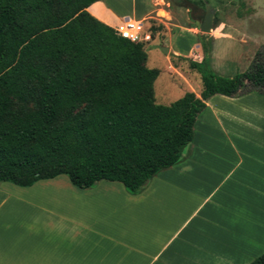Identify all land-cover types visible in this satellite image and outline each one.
<instances>
[{
	"label": "trees",
	"instance_id": "trees-1",
	"mask_svg": "<svg viewBox=\"0 0 264 264\" xmlns=\"http://www.w3.org/2000/svg\"><path fill=\"white\" fill-rule=\"evenodd\" d=\"M96 0H0V181L29 186L68 176L79 188L101 179L139 193L180 161L206 100L264 95V45L248 67H212V37L199 35V95L157 103V68L146 43L118 36L87 11ZM248 264H264V253Z\"/></svg>",
	"mask_w": 264,
	"mask_h": 264
},
{
	"label": "crops",
	"instance_id": "crops-1",
	"mask_svg": "<svg viewBox=\"0 0 264 264\" xmlns=\"http://www.w3.org/2000/svg\"><path fill=\"white\" fill-rule=\"evenodd\" d=\"M151 3L96 0L87 11L114 27L142 21ZM246 97L207 99L184 157L137 194L117 180L79 188L65 174L0 181V264L250 263L264 253L262 129H227L228 108Z\"/></svg>",
	"mask_w": 264,
	"mask_h": 264
},
{
	"label": "rangeland",
	"instance_id": "rangeland-1",
	"mask_svg": "<svg viewBox=\"0 0 264 264\" xmlns=\"http://www.w3.org/2000/svg\"><path fill=\"white\" fill-rule=\"evenodd\" d=\"M152 1L142 21L152 36L144 44L146 65L159 70L154 83L157 103L169 104L186 91L198 94L201 90L200 75L190 62L202 58L199 35L204 33L199 28L206 2L215 9L212 30L207 35L213 40V61L218 71L232 75L244 71L256 49L264 45V0ZM163 47L168 51L163 52ZM244 95L251 97L240 99L242 105L228 108L233 122L227 129H262L258 140L264 141V95L249 92L238 97ZM256 135L251 133L252 138Z\"/></svg>",
	"mask_w": 264,
	"mask_h": 264
},
{
	"label": "built area",
	"instance_id": "built-area-1",
	"mask_svg": "<svg viewBox=\"0 0 264 264\" xmlns=\"http://www.w3.org/2000/svg\"><path fill=\"white\" fill-rule=\"evenodd\" d=\"M113 28L118 36L134 43H148L152 39L141 20L122 18Z\"/></svg>",
	"mask_w": 264,
	"mask_h": 264
},
{
	"label": "water",
	"instance_id": "water-1",
	"mask_svg": "<svg viewBox=\"0 0 264 264\" xmlns=\"http://www.w3.org/2000/svg\"><path fill=\"white\" fill-rule=\"evenodd\" d=\"M214 11L215 9L211 7L209 3L206 2V12L203 19V22L200 25V31L204 34H208L212 30L213 26V17H214ZM163 52H167L168 49L166 47L162 48Z\"/></svg>",
	"mask_w": 264,
	"mask_h": 264
}]
</instances>
